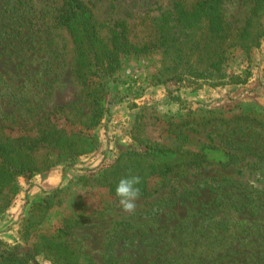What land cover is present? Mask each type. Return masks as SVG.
Returning <instances> with one entry per match:
<instances>
[{
  "label": "rangeland",
  "instance_id": "1",
  "mask_svg": "<svg viewBox=\"0 0 264 264\" xmlns=\"http://www.w3.org/2000/svg\"><path fill=\"white\" fill-rule=\"evenodd\" d=\"M65 1L0 0L1 137L85 130L93 106L73 75L71 36L55 23ZM80 1L105 41L124 22L129 41L142 46L156 41L155 19L172 2L190 10L199 0ZM221 1L230 52L224 72L242 82L173 76L157 50L123 56L105 81L107 110L88 131L96 148L70 158L37 145L33 175L18 176L0 194V243L13 244L31 212L42 231L66 227L61 240L95 264H264V126L257 123L264 124V37L250 53L239 49L238 30L254 0ZM179 133L187 135L183 147ZM146 146L176 152L156 159L172 170L147 176L145 162H132L128 170L148 194L127 214L98 174ZM184 147L189 154L178 153ZM52 170L59 182L36 187Z\"/></svg>",
  "mask_w": 264,
  "mask_h": 264
},
{
  "label": "trees",
  "instance_id": "2",
  "mask_svg": "<svg viewBox=\"0 0 264 264\" xmlns=\"http://www.w3.org/2000/svg\"><path fill=\"white\" fill-rule=\"evenodd\" d=\"M55 23L65 28L72 39L74 50L73 75L93 106L91 116L84 129L61 128L38 131L35 136L19 134L16 137L0 136V194L18 176H31L35 168L32 151L40 144H48L64 152L66 157H76L96 148V140L88 131L97 127L106 112L102 104L108 95L105 81L121 67V58L126 55H144L157 50L162 65L173 76H188L196 80H208L214 86L241 83L242 75L228 76L224 66L229 59L228 48H224L226 27L221 0H199L188 10L180 2H172L155 19L157 38L155 42L135 46L128 39L124 22L114 25L109 40L99 34L90 10L80 0H66ZM236 46L244 53L257 47L264 37V0H254L247 17L238 30ZM111 104V100L109 101ZM258 126H264L257 122ZM182 147L187 135L175 134ZM176 154L164 147H144L141 151L130 150L121 154L113 165L98 174L97 183L106 192L116 197L118 180L127 175L132 162H145L147 176L164 177L171 172L172 165L157 162L161 155ZM178 153L189 154L184 147ZM141 196L148 194L142 182ZM31 211V210H30ZM38 216L31 214L22 218L16 229L13 244L0 243V264H40L38 258L50 264H95L84 257L82 248L61 240L65 233L62 227L54 231L38 228ZM64 225H67L65 223ZM66 235L67 232H66ZM82 247V246H81Z\"/></svg>",
  "mask_w": 264,
  "mask_h": 264
},
{
  "label": "clouds",
  "instance_id": "3",
  "mask_svg": "<svg viewBox=\"0 0 264 264\" xmlns=\"http://www.w3.org/2000/svg\"><path fill=\"white\" fill-rule=\"evenodd\" d=\"M141 184L142 177L133 174L131 170L118 180L115 187V195L124 213L133 214L135 212L137 201L141 197Z\"/></svg>",
  "mask_w": 264,
  "mask_h": 264
},
{
  "label": "crops",
  "instance_id": "4",
  "mask_svg": "<svg viewBox=\"0 0 264 264\" xmlns=\"http://www.w3.org/2000/svg\"><path fill=\"white\" fill-rule=\"evenodd\" d=\"M59 171L58 170H52L50 172H47L45 175H41L36 178L35 185L36 187L45 188L49 185L56 184L59 182Z\"/></svg>",
  "mask_w": 264,
  "mask_h": 264
}]
</instances>
